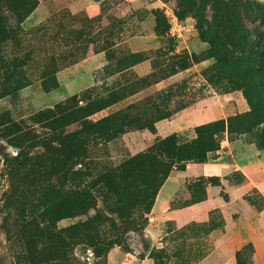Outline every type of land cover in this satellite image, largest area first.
Instances as JSON below:
<instances>
[{
    "label": "rangeland",
    "instance_id": "rangeland-1",
    "mask_svg": "<svg viewBox=\"0 0 264 264\" xmlns=\"http://www.w3.org/2000/svg\"><path fill=\"white\" fill-rule=\"evenodd\" d=\"M36 1L0 40V264H32L23 237L55 202L45 162L33 176L29 165L62 129L31 119L86 91L104 108L65 133L108 120L88 138L91 165L73 167L86 180L169 136L191 142L202 126L217 125L218 145L204 163L172 169L137 211L99 201L110 245L72 242L61 264H264V72L241 35L264 37V0ZM8 171L21 174L15 192Z\"/></svg>",
    "mask_w": 264,
    "mask_h": 264
},
{
    "label": "trees",
    "instance_id": "trees-1",
    "mask_svg": "<svg viewBox=\"0 0 264 264\" xmlns=\"http://www.w3.org/2000/svg\"><path fill=\"white\" fill-rule=\"evenodd\" d=\"M36 0H0V40L8 38L14 27L11 22L20 24L36 8ZM261 15L264 18V5L261 4ZM201 16V10L198 11ZM11 21V22H10ZM254 33V34H253ZM253 35L241 28V35L250 42L252 51L256 54V64L259 71L264 72V37L253 31ZM254 37V38H253ZM264 75V74H263ZM261 88H264V79H259ZM90 91L69 98L66 102L53 106L42 113L36 114L31 120L34 122L48 121L62 129L59 136L42 141L43 152L35 155L29 165V175L36 173L39 162H45L47 170L44 176L55 183V202L46 206L45 223L35 227V230L24 235V245L27 259L32 264H61L66 261V249L73 243H85L94 251H99L110 242L101 230L100 213L95 210L99 201L111 199L114 206L125 209L127 212L137 211L140 206L149 205L157 190L162 185L172 169H181L187 163H204L208 153L217 148L218 141L215 135L220 131L216 124L199 127L196 138L185 144H178L174 136L157 141L144 153L135 155L124 161L114 169L104 171L93 179L86 180L84 174L76 172L73 167L82 164L88 168L91 163L87 155L88 138H99L105 132L108 120L103 118L90 122L71 133H65V128L71 123H80L88 117L103 110V102L91 99ZM91 99V100H90ZM88 101L85 106L78 104ZM22 154V153H21ZM13 159L17 168L26 160V154ZM14 164V165H15ZM12 182L11 190L15 192L17 176L8 171ZM53 212H51L52 207ZM90 210L95 211L93 217H88ZM85 216V221L70 226L67 229L57 230L55 224L67 217ZM17 232H22L25 222L21 223ZM79 232V235H78ZM77 239V241H76ZM50 249V247H55Z\"/></svg>",
    "mask_w": 264,
    "mask_h": 264
}]
</instances>
